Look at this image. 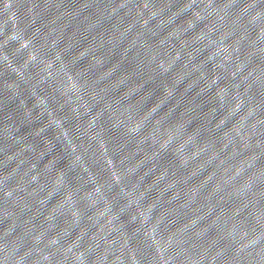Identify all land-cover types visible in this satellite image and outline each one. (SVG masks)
I'll return each instance as SVG.
<instances>
[{
    "label": "water",
    "instance_id": "1",
    "mask_svg": "<svg viewBox=\"0 0 264 264\" xmlns=\"http://www.w3.org/2000/svg\"><path fill=\"white\" fill-rule=\"evenodd\" d=\"M0 264H264V0H0Z\"/></svg>",
    "mask_w": 264,
    "mask_h": 264
}]
</instances>
